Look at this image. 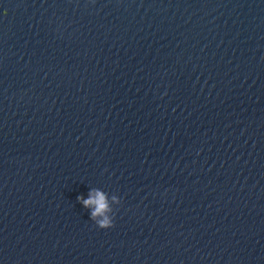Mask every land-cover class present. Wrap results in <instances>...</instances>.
Listing matches in <instances>:
<instances>
[{
  "label": "water",
  "instance_id": "water-1",
  "mask_svg": "<svg viewBox=\"0 0 264 264\" xmlns=\"http://www.w3.org/2000/svg\"><path fill=\"white\" fill-rule=\"evenodd\" d=\"M0 9V264H264V0Z\"/></svg>",
  "mask_w": 264,
  "mask_h": 264
},
{
  "label": "clouds",
  "instance_id": "clouds-1",
  "mask_svg": "<svg viewBox=\"0 0 264 264\" xmlns=\"http://www.w3.org/2000/svg\"><path fill=\"white\" fill-rule=\"evenodd\" d=\"M4 10L0 9V15ZM77 203L86 210L89 219L99 229H108L113 226V206L120 203L115 194L109 195L107 192L89 187L86 194L76 196Z\"/></svg>",
  "mask_w": 264,
  "mask_h": 264
}]
</instances>
